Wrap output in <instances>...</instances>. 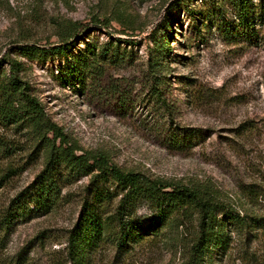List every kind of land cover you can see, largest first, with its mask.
<instances>
[{"label": "rangeland", "instance_id": "rangeland-1", "mask_svg": "<svg viewBox=\"0 0 264 264\" xmlns=\"http://www.w3.org/2000/svg\"><path fill=\"white\" fill-rule=\"evenodd\" d=\"M205 1L0 0V74L8 80L11 59L19 61L27 91L66 140L38 129L24 118L27 112L8 124L0 119V133L11 148L0 166H14L0 189V211L37 179L53 149L52 171L60 184L59 201L50 211H32L15 221L1 247L0 264L17 255L32 264H50L53 252L65 247L84 199L92 196L98 169L72 171L64 148L77 155L105 154L122 169L166 181L210 180L235 208L264 214V23L258 25L263 36L258 43L229 41L217 26H203ZM226 14L234 17L230 8ZM68 20L79 21V31L58 49L65 44L59 33ZM156 35L170 43L156 71L162 80L159 92L148 63ZM22 44L42 50L26 52ZM115 51L122 52L120 59L112 57ZM93 57L102 59L99 72L88 70ZM74 65L81 76L71 72ZM173 134L185 135V145H175ZM97 182L121 192L112 178ZM251 188L258 198L250 197ZM138 213L145 225L153 219L145 202ZM248 238L214 248L212 264H264V238ZM181 260L175 247L132 239L121 250L108 238L89 264Z\"/></svg>", "mask_w": 264, "mask_h": 264}, {"label": "trees", "instance_id": "trees-1", "mask_svg": "<svg viewBox=\"0 0 264 264\" xmlns=\"http://www.w3.org/2000/svg\"><path fill=\"white\" fill-rule=\"evenodd\" d=\"M226 8H230L234 17L227 16ZM188 10L195 14L194 8ZM201 10L203 26H217L229 41L253 44L263 38L260 36L258 25L264 23V0H206ZM78 25L79 21L68 20L61 26L62 31L59 34L65 44L56 46L58 49L66 48L71 43L69 39L79 31ZM154 41L155 47L149 54L148 63L153 75L157 77L155 88L159 92L162 80L157 72L161 69L162 60L170 52V43L165 35H156ZM20 48L27 50L26 52L42 50L28 44H22ZM102 51L106 56L109 49ZM121 53L115 51L112 57L120 59ZM127 54L129 53L125 51L123 57H127ZM81 58L83 59L82 56ZM100 60L102 59L99 57H93L88 64V70L95 68L96 71H101ZM71 68L74 76L82 75L75 65ZM20 69L21 63L11 59L12 73L8 80L0 74L2 123L16 121L20 111L27 112L24 118L40 127L38 129L52 132L55 137H61L62 141L66 142L59 126L46 117L38 99L27 91L28 86L22 80ZM20 99L25 101L22 106L18 103ZM173 135L171 139L175 145H185V135L182 136L184 139L177 134ZM9 147L5 136L0 133V160L9 157ZM63 150L72 171L90 173L94 166L98 169L95 177L99 181L112 178L121 192L114 194L111 187L100 185L98 180L92 181L91 198L84 199L78 220L68 230L65 247L53 252L50 264H89L93 251L101 241L108 238L121 250H127L129 242L135 239L139 243L147 242L151 245L180 249L182 260L179 264H212L214 248L227 246L232 239L248 241L249 234L264 238V214L235 208L219 194L220 189L210 180L191 184L166 181L139 171L122 169L110 163L105 154L77 155L73 149ZM56 159L53 149L37 179L17 193L7 207L0 211V251L16 220L31 214L32 211L48 212L58 203L60 184L52 171ZM91 159L93 161H90ZM13 169L12 164L0 166V189L14 173ZM258 194L254 188L249 190L251 198ZM31 202L34 204L31 205ZM143 202L147 203L153 215V219L148 220L146 225L138 213V205ZM143 226L145 228H142ZM6 264L32 262L29 257L17 255L9 258Z\"/></svg>", "mask_w": 264, "mask_h": 264}]
</instances>
